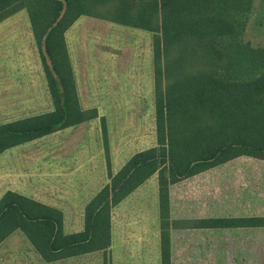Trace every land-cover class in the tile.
I'll return each instance as SVG.
<instances>
[{
  "label": "trees",
  "instance_id": "trees-1",
  "mask_svg": "<svg viewBox=\"0 0 264 264\" xmlns=\"http://www.w3.org/2000/svg\"><path fill=\"white\" fill-rule=\"evenodd\" d=\"M255 0H0V23L24 11L40 53L51 110L0 123V155L57 131L105 118L83 109L65 34L89 17L152 35L154 139L85 204L82 229L65 234L63 213L15 191L0 198V245L21 233L45 262L111 246L112 210L155 178L159 263L171 264L169 189L238 158L264 162V45L245 40ZM203 230L264 229V215L182 220Z\"/></svg>",
  "mask_w": 264,
  "mask_h": 264
},
{
  "label": "rangeland",
  "instance_id": "rangeland-1",
  "mask_svg": "<svg viewBox=\"0 0 264 264\" xmlns=\"http://www.w3.org/2000/svg\"><path fill=\"white\" fill-rule=\"evenodd\" d=\"M65 40L83 109L105 118L57 131L0 155V198L15 191L63 213V229L82 227L85 204L137 151L152 146V35L89 17L79 18ZM264 45V0L245 33ZM40 53L27 15L0 23V123L51 110ZM175 219L264 215V162L239 158L174 188ZM158 209L155 178L112 212L111 246L52 264H158ZM174 264H264V229H227L178 237ZM181 243V242H179ZM196 243L195 246L193 244ZM191 261H184L185 253ZM0 264H46L16 232L0 245Z\"/></svg>",
  "mask_w": 264,
  "mask_h": 264
},
{
  "label": "crops",
  "instance_id": "crops-1",
  "mask_svg": "<svg viewBox=\"0 0 264 264\" xmlns=\"http://www.w3.org/2000/svg\"><path fill=\"white\" fill-rule=\"evenodd\" d=\"M80 99V98H79ZM239 159V158H238ZM236 160V159H235ZM234 161V160H233ZM232 162V161H231ZM226 165V164H225ZM219 168V167H218ZM216 169V168H215ZM212 170H214V169H212ZM212 170H209V171H207V172H210V171H212ZM207 172H204V173H201V174H199V175H196V176H200V175H203V174H205V173H207ZM196 176H194V177H196ZM194 177H192V178H194ZM192 178H189V179H192ZM185 180H188V179H185ZM184 181V180H183ZM183 181H181V182H183ZM181 182H179L178 184H175V185H173V186H171L170 187V189H169V208H170V217H171V219L172 220H175L176 222H175V224H174V226H170V245H171V264H174V260L176 259V255H175V253H176V251H177V247L179 246V245H181V244H184L185 246L186 245H190L191 243H186V241L185 242H182V241H180V239H178V237H181V238H186V240H189L188 238H192V237H196V234L197 233H204V232H211V231H216V230H203V229H193V228H188V226H187V224L186 223H182V222H180V221H182V220H191V219H200V218H202V217H199V218H189V219H175V218H173L172 217V203H174V200L172 199V194H173V191H174V188L175 187H177V186H179V184L181 183ZM157 188V187H156ZM119 205V204H118ZM117 205V206H118ZM116 206V207H117ZM115 207V208H116ZM114 208V209H115ZM113 209V210H114ZM157 209H158V203H157ZM113 210H112V212H113ZM111 223H112V214H111ZM158 227H159V224H158ZM63 228V227H62ZM81 229H82V227H81ZM80 229V230H81ZM239 229V228H238ZM80 230H78V231H80ZM242 230H250V229H242ZM63 232L65 233V234H70V233H74V232H65L64 231V229H63ZM75 232H77V231H75ZM21 234V233H20ZM22 235V234H21ZM12 236V235H11ZM157 237H158V242H159V231L157 232ZM25 238V237H24ZM27 241V240H26ZM28 242V241H27ZM179 242H181V243H179ZM29 243V242H28ZM196 245V243H194L193 244V246H195ZM29 246H30V244H29ZM158 246H159V244H158ZM30 248H31V250L33 251V249H32V247L30 246ZM158 249H159V247H158ZM34 252V251H33ZM34 254L39 258V260H41L43 263H45L35 252H34ZM83 256H85V255H83ZM81 257V256H80ZM75 258H77V257H75ZM191 254L189 253V252H187V253H185V256H184V261H186V262H190L191 261ZM69 259H74V258H69ZM69 259H66V260H69ZM66 260H63V261H60V262H64V261H66ZM59 262V261H58ZM58 262H53V263H58ZM46 264H52V263H46ZM158 264H160L159 263V250H158Z\"/></svg>",
  "mask_w": 264,
  "mask_h": 264
}]
</instances>
